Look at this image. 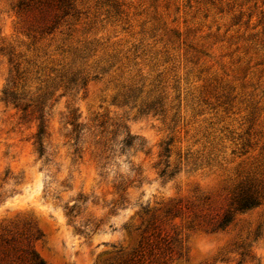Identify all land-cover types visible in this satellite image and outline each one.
<instances>
[{
    "label": "rangeland",
    "instance_id": "rangeland-1",
    "mask_svg": "<svg viewBox=\"0 0 264 264\" xmlns=\"http://www.w3.org/2000/svg\"><path fill=\"white\" fill-rule=\"evenodd\" d=\"M10 77L52 89L42 158L0 102V264H264V0H0Z\"/></svg>",
    "mask_w": 264,
    "mask_h": 264
},
{
    "label": "trees",
    "instance_id": "trees-1",
    "mask_svg": "<svg viewBox=\"0 0 264 264\" xmlns=\"http://www.w3.org/2000/svg\"><path fill=\"white\" fill-rule=\"evenodd\" d=\"M69 84H74L72 80L69 81ZM84 85L83 83H81ZM50 89H52V86L50 87H44L41 89H38L34 93H32L29 97L27 95H24L22 92H18L17 88L15 87V83L13 82V77H10L8 80V83L6 87L1 92L0 102L4 104L11 105L14 109L20 111L21 113V120H24L28 117H33L36 124V132L33 136L34 142L33 145L35 146L36 154L39 158L44 157V145L43 140L46 136V121L44 120V109L46 107V102L50 100L51 97ZM67 89V87H65ZM67 122L66 125L71 127L69 136H71L73 139V144H71V147L74 148L77 146L79 135H80V125L77 123V118L75 117V111L70 110L68 112V116L66 117ZM118 128H121L122 132L124 133V138L121 141V144L125 147H130V135L126 132L125 127L122 125H118ZM112 137L109 140L99 141L95 143V145L98 146V152L96 154V159L98 163V169L100 171L99 177L103 178V170L108 165L107 161L110 159V154L112 153L111 149V142ZM85 143V142H84ZM77 153V149L73 150V154ZM163 173V172H162ZM123 182L120 179L118 184L116 185V190H122ZM258 195L257 192H251L246 191L243 193H240L238 198L236 197L233 202L234 210L236 212H242L245 210L252 209L254 207H257L260 203L258 201ZM264 198V195L261 196ZM74 207L68 209L65 208L67 211L65 214L67 217H72L71 212L73 211ZM231 222V217L227 213L225 214L224 218L219 223V228L226 227ZM34 264H44L41 260H39L38 257H34Z\"/></svg>",
    "mask_w": 264,
    "mask_h": 264
}]
</instances>
